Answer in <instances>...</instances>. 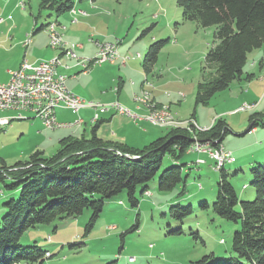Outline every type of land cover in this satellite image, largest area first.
I'll return each instance as SVG.
<instances>
[{
  "label": "rangeland",
  "instance_id": "obj_1",
  "mask_svg": "<svg viewBox=\"0 0 264 264\" xmlns=\"http://www.w3.org/2000/svg\"><path fill=\"white\" fill-rule=\"evenodd\" d=\"M75 1L77 3L78 0ZM40 3L41 0H0V82L9 79V70L16 69V65L24 57L33 61L35 57H43L46 54L42 49L43 42L33 49L25 46L27 38L24 45H16V37L10 35L14 28L21 29L29 25L31 30L27 33L31 36L36 19L39 25L46 24L51 18L55 20L57 12L41 9ZM110 4L106 12L115 13L116 18L108 25L101 24V29L103 24H106L104 30L109 31L110 36L99 30L96 33L94 29L95 37L103 40L102 42L116 41L118 39L113 32L117 33L116 36L120 39L118 49L127 50L128 62L136 66V62H139L141 71L149 47L156 41L167 40L150 76L144 75V89L131 90L135 108L139 109V112L144 110L137 114L147 115L150 112L149 107L145 103L141 105L143 101L138 99L149 95L150 100L170 108L175 116L173 125L167 122L166 125L155 126L143 120L150 128L165 131L172 129L170 126H181L196 135L197 131L210 127L216 119H224L229 128L222 142L226 150L220 145L210 146L221 153L222 150L224 153L233 152L235 161L226 163L225 169L240 200H254L256 189L251 184V169L257 164H264V68H261L259 61L254 63L258 58L259 48L250 53L246 66L247 71L254 73L251 75V81L247 79L246 72L228 88L214 94L207 103L197 104L198 84L209 81L216 75V65L211 66L206 60L208 51L214 45L216 27L203 28L195 21L183 20V10L177 0H110ZM68 24V32L67 28L64 29L66 40L79 44L78 40L83 39L86 34L83 37L75 36L76 26ZM79 56L89 57L80 54ZM64 74L69 81L70 77ZM116 79L114 86L119 83V77ZM129 79V85L135 84L134 76H129ZM252 81L254 83L251 84ZM160 83L164 84L163 98L156 96L157 85ZM91 88L96 89L95 83ZM169 92L171 97L168 96ZM177 92L184 94L181 103H178L176 98L172 99L176 97ZM255 101H258L257 106L250 104L252 106L249 109H242L246 107V103ZM257 112L259 115H256ZM252 116L257 121V129L248 131ZM36 121L38 120L32 121L30 118L16 119L0 132V167L7 166L10 170L16 163L27 161L35 151H43L42 145L48 147L45 153L48 156L57 152L60 141L58 144L50 141L49 138L53 137L51 133L48 136L45 133L39 135L41 128ZM208 155L205 156L207 162L199 165L194 153L181 159L184 172L188 173L186 198L178 196L180 187L167 191L159 189L162 171L174 162L171 156L166 155L159 173L146 185L151 195L141 194L142 187L139 188L138 207L131 206L124 191L105 202L102 213L89 231H86L92 215L89 209L76 217L39 224L23 234L21 243L38 245L42 251L49 252L50 255L47 256L50 257L45 256L42 263L22 261L16 264H105L111 260H117L118 264H193V261L212 252L217 257L228 258L227 253L232 250L234 233L241 229V223L221 217L213 207L205 209L200 205L206 200L212 204L218 192L220 171L214 169L215 160ZM14 181L11 176L0 179V220L6 213L4 203L12 197H20V189L13 194L14 189L7 187ZM178 203L183 206L192 204L194 208L193 214L183 222L175 220L170 214V207ZM237 209L240 210V206H237ZM136 224L138 228L132 230ZM178 228H182L183 232L172 233ZM129 256H134L136 260L130 263Z\"/></svg>",
  "mask_w": 264,
  "mask_h": 264
},
{
  "label": "trees",
  "instance_id": "obj_2",
  "mask_svg": "<svg viewBox=\"0 0 264 264\" xmlns=\"http://www.w3.org/2000/svg\"><path fill=\"white\" fill-rule=\"evenodd\" d=\"M177 2L183 10V20L195 21L203 28L216 27L214 45L206 55L208 64L216 65V75L198 84L196 96L197 104L207 103L218 91L241 79L249 54L263 47L264 0ZM55 7L57 14L65 13L74 8V0H41V9ZM166 42L159 40L149 47L142 63L146 73L152 72ZM250 119L249 128L253 130L257 121L253 116ZM98 126L96 123L92 127L89 137L69 135L62 138L53 155L37 150L27 161L16 163L10 170L7 166L0 167V179L5 176L15 179L7 187L14 192L21 190L19 198L12 197L4 203L6 213L0 220V264L42 263L44 257L50 255L38 245L21 243L23 234L39 224L76 217L89 209L92 211L86 227L89 231L102 213L105 202L124 191L131 206L138 207L139 188L142 187L141 194L149 191L146 185L157 176L166 155L173 158L174 164L162 171L159 189L167 191L180 187L178 196L186 198L188 173L185 174L181 159L195 141L208 142L215 147L221 145L229 130L224 119H216L209 128L196 130V135L186 127L172 128L165 136L145 147L134 148L103 140L98 136ZM196 163L199 165L198 160ZM226 163L221 168L214 164V169L220 171L215 201L211 204L206 200L200 205L205 209L213 207L227 220L240 221L241 229L234 233L228 258L217 257L212 252L192 263L264 264V164L251 169V184L256 189V198L248 201L240 200L225 169ZM193 212L192 204L183 206L178 203L170 207L171 216L180 222ZM135 228L138 224L132 230ZM182 232V228L172 231ZM105 264H118V261L111 260Z\"/></svg>",
  "mask_w": 264,
  "mask_h": 264
},
{
  "label": "crops",
  "instance_id": "obj_3",
  "mask_svg": "<svg viewBox=\"0 0 264 264\" xmlns=\"http://www.w3.org/2000/svg\"><path fill=\"white\" fill-rule=\"evenodd\" d=\"M110 6H111L110 0H78L77 3L74 0V7L76 8L74 11L77 12L74 13L72 10H70L61 14L56 13V17L54 19L58 20L61 25L62 24L65 25V28H67L66 32H68L69 30L68 23H72L73 25L76 26L77 35L75 36L83 37V35L86 34L83 37V39H79V40L77 39L80 44V47L78 48L77 51L78 55L80 54L83 56L94 57L97 54L99 50L97 43H100V41L103 40L96 38L95 32H93V30L95 29L96 33L97 30H99V32H104L105 34L108 35L110 34L109 31L104 30V26L106 24H103L101 29L102 23H107L108 25L109 23H112V21L115 20L116 18L115 13L112 14L110 12L108 13L106 12V10L110 8ZM50 10L54 12L56 11V7ZM79 11L85 13H80ZM51 19L53 20V18ZM50 20L47 21L46 24L41 23V25L38 24V19L35 20V26L32 28L34 36L33 34L31 35L33 37L31 44L29 46L34 49L38 44H42L43 42L42 49L46 54L43 57H39V56L35 57L33 61L30 60L28 57V59L32 62L41 61L47 58L49 59L55 55L61 54L60 50L53 49L49 45V36L47 35L45 26L50 22ZM14 29L15 30L10 31V35L16 37V45H21V44L24 45L27 35L28 33H30L29 31L31 30V27L27 25L26 27H23L21 29L19 28H14ZM113 34L115 38L120 40L119 37L116 36L117 33L113 32ZM111 37L113 36L111 35ZM263 47L259 48V50L257 51L258 58H256V60L254 61V63L259 61L261 68H264V50H262ZM118 50L121 56L129 55V53L126 52L127 50L123 48ZM63 59H65L64 63L65 64L68 63L67 65L69 67L67 68L60 67L59 71L62 73H66L70 77L69 81H67V85L69 89L77 96L84 98L87 101L94 100L96 102H101V103H113L115 101H119L121 104L131 108L136 113H142L144 111L141 110L142 112H139L140 110L135 108V103L132 100V92H131V90L132 91L143 90L144 75H146L147 77L150 76V73H146L144 68L141 71L139 62H136L138 63V66H136V64L132 62H128L125 66H123L120 64L119 60L113 63L106 62L101 65L94 66L91 69V72L88 74H83V73L81 74L82 68L81 65L78 64V62H76L75 60H68L64 57ZM21 62L22 60L19 62L18 65H16V67L17 66L19 67L21 65ZM246 72H248L247 79L251 81L252 76L249 77L248 75H253L254 73H250V70L247 71L245 67V73ZM74 74L78 76L74 77L73 76ZM129 76H134L136 78L135 84H131L132 86L129 85V80H130ZM117 77H119V83L118 86H114V83H116L117 81L116 79ZM75 78H77L78 80H72ZM0 83H5V82H0ZM94 83L96 88L95 90L91 88ZM250 83L252 84L254 82L252 81ZM163 85L164 84L162 83H160L159 86L157 85L156 96L158 98H163V94L165 91L164 89H162ZM115 88H118V90H116ZM168 96L171 97L172 94L170 93V95L168 94ZM175 98L178 103H181L182 98L180 97L178 92L176 93V97L174 98L172 97V99L174 100ZM154 99L157 100L156 97ZM249 104H254L257 106L258 101ZM9 114L12 115L14 114V112H10ZM26 114L27 116H29L30 120L32 121L38 120L35 123L40 124L41 130L38 131L39 135H43L45 133L46 136H48L51 133L53 137H50L49 140L55 141L57 144L62 138L69 135H74L77 137H81V136L89 137L91 134V129L96 123H99L98 136L103 140L116 142L120 144H127L134 148H143L146 145L153 142L154 140L163 137L168 133V130L162 131L159 129L150 128L145 121L134 120L126 115L118 113L114 108H110L106 111H103L101 109H95L92 107H84L78 112H73L71 110L59 108L56 111L57 122L71 123L72 127L67 126V127H59L54 129L47 128L44 125L43 121L40 118L34 117L32 113L28 112ZM96 114H98V118L96 121H93ZM79 117L82 119V122L80 123L81 125L77 124ZM198 124L200 123L198 122ZM256 129L257 128H254V130ZM41 147L43 151L46 153L47 150L46 148L48 147H45L44 145H42ZM193 153L196 154L197 160L198 159L205 160L206 159L205 156L208 155L203 152H191V153L187 152V154H193ZM206 162L207 161L205 160V163ZM15 193L16 192H14L13 194Z\"/></svg>",
  "mask_w": 264,
  "mask_h": 264
},
{
  "label": "built area",
  "instance_id": "obj_4",
  "mask_svg": "<svg viewBox=\"0 0 264 264\" xmlns=\"http://www.w3.org/2000/svg\"><path fill=\"white\" fill-rule=\"evenodd\" d=\"M74 13L73 8L71 9ZM80 12V11H79ZM85 13V12H80ZM54 23L51 27L54 30ZM65 27V26H64ZM60 39V35H57ZM120 40L109 41V48H102V41L97 43L99 50L94 57H82V59H75V51H78L80 44L67 42L64 40L66 49V58L74 59L81 65V72L88 73L96 65H101L106 62H116L119 60L120 64L125 66L129 60V56H121L118 50ZM30 34L27 35V45H30ZM50 47L53 46V40L49 41ZM56 60L52 63H40V61L32 62L26 57L23 58L21 65L14 70H10L9 80L5 83H0V132L8 128L13 120L29 118L26 113L30 112L34 117L40 118L47 128H59L61 125L72 126L71 123H60L56 120V111L59 108L78 112L84 107H92L106 111V106L93 107L86 99L77 96L73 93L67 85V76H56ZM118 90V88H115ZM170 95V93H168ZM180 97L184 96L181 92ZM250 104L246 103V107L242 109H249ZM113 108L123 115H129L133 118L141 120V115L134 113L132 110L124 108L119 101L113 102ZM7 112H14L10 115ZM134 113V114H133ZM98 114L94 117L96 121ZM160 121V120H158ZM79 118L77 123H81ZM210 143H201L195 141L191 146L192 152L208 153L210 156L219 162H233L234 156L232 152L222 153L219 150H214ZM188 149V151H190ZM205 160L198 159V163H204ZM150 194V192H148ZM50 239V237H49ZM136 258L129 256L128 261L134 262Z\"/></svg>",
  "mask_w": 264,
  "mask_h": 264
},
{
  "label": "bare ground",
  "instance_id": "obj_5",
  "mask_svg": "<svg viewBox=\"0 0 264 264\" xmlns=\"http://www.w3.org/2000/svg\"><path fill=\"white\" fill-rule=\"evenodd\" d=\"M76 8L74 7L73 10H75ZM52 22H58V21H50L49 24L47 25L46 27V32L49 36V41L50 40H53V46L52 47L53 49H58L61 51V54L51 58V59H48V60H41L40 63H52V60H56V66L59 67V68H56V76H65L64 73L60 72V67H69L68 65H65L63 63V57L66 58V49L65 48H61L62 46H64V40H66L65 36H64V29L65 27L62 26L60 23H54V30H55V33L51 27V24ZM57 35H60V39H57ZM32 41V36H30V43ZM67 41V40H66ZM69 42V41H67ZM25 45H27V40L25 42ZM102 48H109V41H105V42H102ZM63 55V57H62ZM75 59H82V57H80L77 53V51H75ZM65 62V61H64ZM68 64V63H67ZM71 65V64H70ZM144 92V91H143ZM144 96V95H143ZM149 97V95H147ZM137 97V96H135ZM148 97H144V98H138L139 100L143 101L142 103H140L141 105L142 104H146L148 107H149V110L150 112H148L147 115H143L141 114V120H145L147 122H150L152 124H159L160 125H164L165 123L167 122H170L172 124V122H175V116L172 114V112L170 111V108L168 109V107L162 105H157L154 101L150 100ZM154 100V99H153ZM92 104L93 107H100V106H106V109H110V108H113V103H109V104H96L94 102H91V101H88ZM145 106V105H143ZM244 108V107H243ZM170 118H172L173 120H169ZM135 119H138V118H135ZM140 120V119H139ZM160 120V121H158ZM190 123V122H189ZM192 123V122H191ZM170 124V125H171ZM174 124V123H173ZM172 124V125H173ZM177 124V123H176ZM166 125V124H165ZM69 125H61V127H67ZM156 126V125H155ZM176 127V126H175ZM181 127V126H180ZM179 127V128H180ZM170 128H173L170 126ZM169 128V129H170ZM177 128V127H176ZM206 128V127H205ZM208 128V127H207ZM194 129V128H193ZM171 130V129H170ZM220 146H222L224 149L225 147L221 144ZM226 150V149H225ZM192 151V150H190ZM228 151V150H227ZM231 152V151H229ZM233 153V152H232ZM235 161V159H234ZM227 161L223 162L221 165H219V162L216 160L215 161V165H217V168H221L220 166L224 165ZM205 163V162H204ZM199 164H202V163H199ZM216 168V169H217ZM148 192L150 191H147L146 194H148ZM148 195H151V192L150 194Z\"/></svg>",
  "mask_w": 264,
  "mask_h": 264
},
{
  "label": "water",
  "instance_id": "obj_6",
  "mask_svg": "<svg viewBox=\"0 0 264 264\" xmlns=\"http://www.w3.org/2000/svg\"><path fill=\"white\" fill-rule=\"evenodd\" d=\"M248 131H250V128L248 129ZM112 149H114V150H117L116 148H114V147H112ZM127 156H129V155H127ZM138 156H134V158H137Z\"/></svg>",
  "mask_w": 264,
  "mask_h": 264
}]
</instances>
